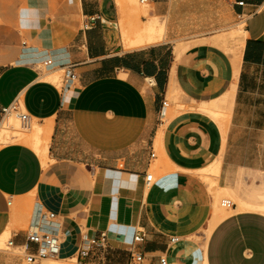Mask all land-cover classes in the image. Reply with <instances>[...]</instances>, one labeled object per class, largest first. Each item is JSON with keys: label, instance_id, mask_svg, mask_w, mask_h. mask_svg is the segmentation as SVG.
<instances>
[{"label": "crops", "instance_id": "crops-1", "mask_svg": "<svg viewBox=\"0 0 264 264\" xmlns=\"http://www.w3.org/2000/svg\"><path fill=\"white\" fill-rule=\"evenodd\" d=\"M147 1L141 21L167 17L168 39L127 49L122 28L139 22L122 24L129 10L118 0H0V124L16 102L50 120L52 159L45 166L22 142L0 147V235L34 191V224L63 233V258L87 229L108 233L110 264H128L132 247L142 264H264L261 210L230 214L206 240L214 196L197 174L219 159L221 186L264 203V0ZM237 20L245 32L230 31L231 47ZM47 59L54 64L42 71ZM69 63L77 77L68 86L43 78ZM172 92L179 99L168 107ZM158 137L161 171L147 185ZM26 234L11 238L24 244Z\"/></svg>", "mask_w": 264, "mask_h": 264}, {"label": "bare ground", "instance_id": "bare-ground-1", "mask_svg": "<svg viewBox=\"0 0 264 264\" xmlns=\"http://www.w3.org/2000/svg\"><path fill=\"white\" fill-rule=\"evenodd\" d=\"M149 6L147 3L148 1L142 2ZM147 5H138V9L140 10H147ZM149 14V13H148ZM167 16V15H166ZM239 31L245 32L244 27L240 28ZM122 42L124 46L127 49L132 48H140L147 45L155 44L158 42H162L168 39L167 35V17L162 18V20H154L149 19L146 23H138L134 26H132L130 29L122 28ZM45 68H49V66H45ZM59 69L54 70L52 72H47L44 75V79L57 82L60 78L59 76ZM216 118L221 122L224 131L227 130V120L219 113L214 114ZM18 117L10 113L7 118H4V120L1 122L2 126L7 128L8 130H15V133H11L12 137L16 139V141L19 142H25L28 145H30L36 153L39 155V157L42 160V163L47 166L51 162V158L49 156V141H50V134H51V123L50 120H47L45 123H40L39 121L34 122V125L30 128L32 122L29 127H22L19 123ZM20 126L22 128H30V130L21 131ZM11 136V135H10ZM9 136V139L11 140ZM225 137V136H224ZM226 138V137H225ZM8 136L5 138V143H8ZM161 141L160 137L157 139V150H158V158L154 161L158 163L157 167L162 164V150H161ZM219 160V159H218ZM218 160L217 162L210 164L209 166L198 170L197 174L203 178L204 180L209 182V188L211 193L214 196V204H213V216L210 219L208 229L205 234V238L207 240L208 236L210 235L212 229L225 217L229 216L230 214L241 211V210H247L250 208H255L258 210H261L264 212V203L260 205H249L246 202L242 200H238L234 198L232 193L230 192L229 186H221L219 184V175H220V163ZM221 160V159H220ZM159 166V168H160ZM166 169L165 167H162ZM161 168V169H162ZM158 170V169H157ZM154 175V174H153ZM95 176V174H94ZM94 180V179H93ZM225 184V183H224ZM227 184V183H226ZM145 189V188H144ZM145 192V190H144ZM31 196L35 194L34 191L30 192ZM35 196V195H34ZM35 198V197H34ZM227 202H230L228 205ZM231 202L236 204V207H233L231 205ZM35 205V204H34ZM231 205V206H230ZM23 213L18 210H12L11 214V220L5 230V232L0 235V246L4 242V238L6 234L11 230H9L10 226L13 224L15 220H17L20 216H22ZM137 216H134L133 218L136 219ZM31 226L35 227L34 220L31 219ZM42 221V220H41ZM20 222V221H18ZM16 223V222H15ZM18 248V247H15ZM29 264H81L80 262L76 261L74 256L63 258L60 256L59 258H43L42 260L35 262V263H29ZM84 264V263H83Z\"/></svg>", "mask_w": 264, "mask_h": 264}, {"label": "built area", "instance_id": "built-area-1", "mask_svg": "<svg viewBox=\"0 0 264 264\" xmlns=\"http://www.w3.org/2000/svg\"><path fill=\"white\" fill-rule=\"evenodd\" d=\"M142 2L147 0H141ZM239 5L243 4V1L238 2ZM45 66L52 67L53 60L47 59L44 62ZM76 64H65L61 67L63 70V82L62 86H68L73 82L77 74L75 72ZM167 104L166 101L163 102ZM1 113L3 118H7L10 113L15 114L22 127H29L33 116L27 112L19 102L14 103L8 108H2ZM155 156V153H152ZM154 180L152 173L145 175V181L147 185H150ZM229 205L230 202H227ZM234 205V204H232ZM48 219L55 217V213L46 211L43 213ZM135 242H141L144 240V234L142 230H138L133 237ZM64 242V235L60 230H44L38 227H30L27 229L26 242L24 244H15L13 238H10L7 242V250L10 248L19 249L22 257L29 263H35L43 258H59L61 256V247ZM18 247V248H14ZM114 248L111 244L109 235L106 231H99L97 233L90 234L87 229H81V243L77 249L69 256H74L76 261L89 264H110L114 255ZM128 264H142L144 261V254L135 248H130ZM162 264L166 263V258L161 257Z\"/></svg>", "mask_w": 264, "mask_h": 264}, {"label": "rangeland", "instance_id": "rangeland-1", "mask_svg": "<svg viewBox=\"0 0 264 264\" xmlns=\"http://www.w3.org/2000/svg\"><path fill=\"white\" fill-rule=\"evenodd\" d=\"M118 3L123 4V8L122 9H125V7H126L129 10V12H127L125 14L126 22L123 21V23H122L123 25H126V26L130 25L131 21L134 18H136V20L139 23H146L147 22V21L146 22L141 21V18H140L141 15H146L147 17H149V15H148L149 6L147 4L141 3L140 0H127V1L126 0H121V1L118 0ZM129 4H131L133 6V10L134 11L130 10V8L128 6ZM138 5H147L146 6L147 10H143L142 11V10L138 9ZM63 16L64 17L66 16V18L69 16V18L74 19L75 15L66 13ZM151 19L160 21V19H162V18L154 16ZM242 27H244L243 22H241L240 20H237L236 22H234L232 27H230V29L228 30L227 36L229 35V38H227V39H228V42H229L231 47L234 46L235 40L233 38L234 36L233 37L231 36L230 31H232L234 34H240L241 31H239V30ZM40 68H41L42 71L46 70L45 69V64H41ZM59 76H60L59 80L57 82H53V83L57 87L60 88L62 86V82H63V70H59ZM176 99H179V95L176 92H172L170 94V96L168 97V100H169V103H170V105L168 107L172 106L173 101L176 100ZM168 107H166V108H168ZM174 112H177L176 106H175ZM35 120L36 119H34V121L32 122L30 128L34 125ZM36 121H38V120H36ZM19 123H20V121H19ZM20 125H21V123H20ZM30 128H22L20 126V130L21 131L30 130ZM14 131L15 130H12V129L8 130L7 128L2 126V124H0V147L2 145H4L3 143H5V138L7 136H8V140H9L8 143H10V142H19V141H16V139L14 137H12L11 133H15ZM9 136H10L11 140L9 139ZM22 143L27 144L25 142H22ZM157 154H158V152H157ZM157 165H158V163L154 162L153 165H152V168L150 170V173H152V174H155V171H156L157 172L156 176L158 175V172L161 171L160 168H159L160 165L158 167H157ZM34 195L31 196V194L29 193L28 195H26L24 197H21L13 205L12 210H18V211L22 212L23 215L20 216L17 220H15L13 222V224L10 226L9 230L10 229L11 230L6 234V236L4 238V242L0 246V253H1V255L4 256V259L2 261H0V262H4V263H8V264H29V262H27L22 257V255L20 254L21 252H20L19 249L10 248V249L7 250V242L11 238V231L12 230H14V231H20V230L26 231L28 228L31 227V222H32L31 219L33 218L34 210H35L36 205L38 204V202H40L36 192H35ZM18 221H20V222H18ZM129 246H130V244L128 245V247ZM51 259H53V258H51ZM80 263L83 264L82 262H80ZM84 264H89V263H84Z\"/></svg>", "mask_w": 264, "mask_h": 264}]
</instances>
